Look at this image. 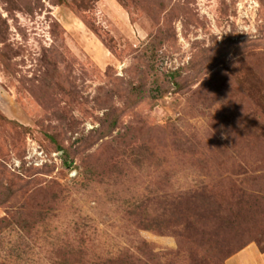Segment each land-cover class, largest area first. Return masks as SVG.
I'll use <instances>...</instances> for the list:
<instances>
[{"label":"rangeland","instance_id":"rangeland-1","mask_svg":"<svg viewBox=\"0 0 264 264\" xmlns=\"http://www.w3.org/2000/svg\"><path fill=\"white\" fill-rule=\"evenodd\" d=\"M248 245L264 0H0V264L264 262Z\"/></svg>","mask_w":264,"mask_h":264},{"label":"trees","instance_id":"trees-1","mask_svg":"<svg viewBox=\"0 0 264 264\" xmlns=\"http://www.w3.org/2000/svg\"><path fill=\"white\" fill-rule=\"evenodd\" d=\"M175 76H176V72H171L170 73V80H172L173 82V85L174 86H178V84H177V82H175L174 81V79H175ZM155 81V80H154ZM136 90H139V94L141 93V94H145V93H147L148 95H149V99H151V100H154V99H156L157 97H160V91H161V89L159 88V86L157 85L153 90H149L148 92H146L145 90H140L139 88H136ZM155 93V94H154ZM63 165L66 167V168H69L70 166H69V164H68V162H67V159H64L63 160ZM75 169H78V167H75ZM84 172H85V170H84ZM245 246H243V247H241L240 249H238V251L237 252H239L240 250H242L243 248H244ZM236 252V253H237ZM260 253H264V250H262V251H260ZM124 258H126V257H124ZM120 259H122V258H120V257H116V258H110V259H108V260H106V261H104V262H102V263H100V264H127L126 263V261L125 260H120ZM125 262V263H124ZM72 264V263H71Z\"/></svg>","mask_w":264,"mask_h":264},{"label":"crops","instance_id":"crops-1","mask_svg":"<svg viewBox=\"0 0 264 264\" xmlns=\"http://www.w3.org/2000/svg\"><path fill=\"white\" fill-rule=\"evenodd\" d=\"M253 247V252L256 253L259 257L264 258V253H260L256 246L254 245H248L244 247L242 250H240L236 255L242 254V260H245L246 258L250 257V249ZM246 253V254H245ZM245 254V255H243ZM259 264H264V262H260Z\"/></svg>","mask_w":264,"mask_h":264}]
</instances>
